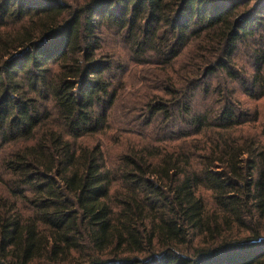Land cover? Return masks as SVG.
Returning <instances> with one entry per match:
<instances>
[{"label":"trees","instance_id":"trees-1","mask_svg":"<svg viewBox=\"0 0 264 264\" xmlns=\"http://www.w3.org/2000/svg\"><path fill=\"white\" fill-rule=\"evenodd\" d=\"M262 104L264 0H0V264H264Z\"/></svg>","mask_w":264,"mask_h":264},{"label":"rangeland","instance_id":"rangeland-1","mask_svg":"<svg viewBox=\"0 0 264 264\" xmlns=\"http://www.w3.org/2000/svg\"><path fill=\"white\" fill-rule=\"evenodd\" d=\"M132 84L134 83H136V81H130ZM231 87H233V88H235L236 89V87L234 86V85H231ZM239 99L240 100V102L241 103H246V102H248L249 100H247L245 97H243L239 92H237V90L235 91V99ZM250 104V106H253V105H256V104H254V102H249ZM262 105H264V104H262Z\"/></svg>","mask_w":264,"mask_h":264}]
</instances>
